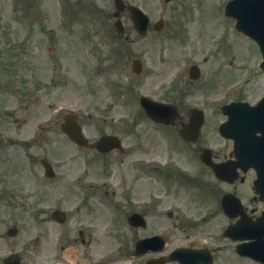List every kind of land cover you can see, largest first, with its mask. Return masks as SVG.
<instances>
[{"label":"flooded vegetation","instance_id":"flooded-vegetation-1","mask_svg":"<svg viewBox=\"0 0 264 264\" xmlns=\"http://www.w3.org/2000/svg\"><path fill=\"white\" fill-rule=\"evenodd\" d=\"M167 69L165 76L171 65ZM180 71L164 87L161 100L169 105L163 121L144 115L138 106L141 116L85 117L91 119L82 122L89 145L109 134L120 140V147L100 152L71 141L78 154L69 160L72 183L84 189V197L75 211L65 212L62 221L53 220L51 213L36 212L34 228L0 227V264H155V259L174 251V259L162 264L195 258L200 262L202 256L205 264H261L243 251L249 244L264 248V174L257 181L255 169L237 162L234 139L219 133L224 119L220 108L234 96L215 86L206 89L213 99L197 100L199 85ZM18 82V93L23 95L25 78L19 77ZM34 103L32 99L31 108L0 115L3 131L13 136L9 145L24 148L28 138L42 140ZM112 118L120 121L108 122ZM261 145L264 154V137ZM38 147L43 151L42 143ZM49 152L51 146L45 155ZM37 161L55 170L48 157L40 154ZM22 164L23 160L20 168ZM222 166L225 174L214 169ZM40 176L46 179L42 168ZM16 197L8 189L0 191V200ZM37 199H46L43 189ZM88 200L109 208L86 211Z\"/></svg>","mask_w":264,"mask_h":264},{"label":"rangeland","instance_id":"rangeland-1","mask_svg":"<svg viewBox=\"0 0 264 264\" xmlns=\"http://www.w3.org/2000/svg\"><path fill=\"white\" fill-rule=\"evenodd\" d=\"M227 0H187V6H191V10L194 11V6L199 5V9L203 10V18L201 20L205 22L206 19L208 22H211L208 25V31L210 35L214 36L216 34H220L222 31H227L229 35L232 34L231 32V20L226 18V16L222 13V8L224 3ZM152 7V11L150 12L152 18L155 20L158 17H163L164 14H169L172 12V7L163 10L162 0H156L150 6ZM13 6L10 5L9 8L5 0H0V11L3 12L2 15V22L4 24H8L10 20L13 19L11 15V10ZM8 9V11H7ZM50 10L44 11L42 17H38L39 9L36 8L32 9L27 12V17L25 20H29L31 18L36 17L37 20H42L41 22L45 25L40 23H36V27L32 21L31 24L28 22H23L18 24L17 22H11L13 26H17L16 34H12L10 36H15L17 41L23 39V37H34L39 39L41 53L35 54V66L38 68V77L41 79V117L43 119V123L49 122L53 119H49L48 117L55 113V111L59 108L64 109H72L77 111L78 113H85L90 111L91 109V100L100 101V100H107L110 101L112 98V94H114L113 82L117 78L116 73H110L108 69H105L100 75L94 74V71H89L86 74V70L83 68V61L85 60L83 55L77 57H73L68 52H65L63 55L56 56L51 55L48 51V47L52 45V40L50 35L52 34L50 30L55 33V38H60L59 40V48H62L61 41H63V37L66 36L69 38L68 40L71 41L74 47H79V51L83 53L85 51L84 47H90L89 43L82 42L80 39V32L83 31V28L79 25L74 26V33L68 32L66 29L65 31L60 27L62 24V16L63 12L59 8H56L51 4ZM199 10V11H200ZM220 11V12H219ZM202 12L200 15L202 16ZM86 16H83L80 13V19H100V14L98 12H85ZM221 13V14H220ZM9 16H12L8 18ZM193 19H195L192 23V26L196 29L195 31L198 33L201 20L198 17L197 9L193 12ZM217 18V19H216ZM10 19V20H9ZM31 25V26H30ZM38 26H41L40 28ZM233 26V25H232ZM15 27L12 28L14 30ZM48 35V36H47ZM64 35V36H63ZM41 36V38H39ZM47 36V37H46ZM98 40L94 41L96 43ZM146 40H142L140 42V50H143L144 54H148L151 57L160 56L161 51H169V52H180L179 45L174 41L169 40H156L154 39L153 43H148ZM169 41V42H168ZM238 41L240 42V46L244 49V51L250 56L259 62L260 60V52L255 43L251 40L238 37ZM142 42H145L142 45ZM92 43V44H93ZM91 44V45H92ZM142 53V52H140ZM97 57L88 56L87 62L92 67H96L98 64V56H100L99 52H97ZM252 59V62H253ZM32 60V61H33ZM57 65L58 71L54 70V65ZM257 65V63H256ZM56 73V74H54ZM54 74V81L56 82L55 87L52 88L50 94L49 90L46 85H50L51 75ZM41 75V76H40ZM99 77V78H98ZM105 79H109V81H105ZM112 84V85H111ZM52 85V83H51ZM94 89V92L91 93L90 89ZM49 94V95H48ZM120 99H127V97H121ZM119 110V109H118ZM124 111L125 108H122ZM54 129L49 130L52 131ZM45 131V129L43 130ZM50 136H54V133L51 132ZM63 137L59 136L57 138V146L54 147L55 155L60 157H66L68 155V151L72 150L65 140L62 139ZM2 147V146H1ZM3 148V147H2ZM33 152V151H31ZM21 154L20 150L18 151ZM24 158V157H23ZM27 159V158H25ZM28 166L25 167L24 171L22 172V178L17 179L16 188H20L23 190V193L20 196V201L22 205V209L24 211V225L27 228L34 227L33 216L36 212V205L33 202V198L29 195H34V191L37 189L36 185L32 183L29 179L28 173ZM27 176V177H26ZM59 180V179H58ZM59 183H55V193L51 200L48 201L50 204L52 201L57 200L56 196L59 195L62 191L61 181ZM13 204H5L0 202V219L2 216H14ZM12 206V208H11ZM71 208V205H70ZM1 224V222H0Z\"/></svg>","mask_w":264,"mask_h":264},{"label":"water","instance_id":"water-1","mask_svg":"<svg viewBox=\"0 0 264 264\" xmlns=\"http://www.w3.org/2000/svg\"><path fill=\"white\" fill-rule=\"evenodd\" d=\"M226 13L237 19V27L253 37L260 45L264 56V0H231L228 2ZM264 67V62H263ZM230 109V108H229ZM264 111V99L255 107L236 105L231 107L230 116H248L253 120L251 124L255 130L259 129L260 121ZM253 155L251 156V164H259L258 146H251Z\"/></svg>","mask_w":264,"mask_h":264}]
</instances>
